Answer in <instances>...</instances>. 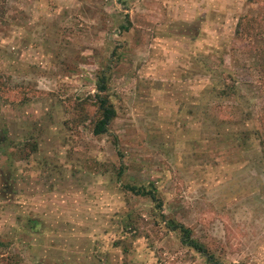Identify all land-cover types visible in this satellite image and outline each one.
<instances>
[{
	"label": "rangeland",
	"instance_id": "374dc122",
	"mask_svg": "<svg viewBox=\"0 0 264 264\" xmlns=\"http://www.w3.org/2000/svg\"><path fill=\"white\" fill-rule=\"evenodd\" d=\"M258 7L6 0L0 264H209L161 212L222 264H264L263 100L234 33ZM101 71L117 111L109 134L68 130L66 99L93 93ZM124 184H153L161 212Z\"/></svg>",
	"mask_w": 264,
	"mask_h": 264
},
{
	"label": "trees",
	"instance_id": "16d2710c",
	"mask_svg": "<svg viewBox=\"0 0 264 264\" xmlns=\"http://www.w3.org/2000/svg\"><path fill=\"white\" fill-rule=\"evenodd\" d=\"M5 1L0 0V16L4 13ZM258 2L259 7L256 14H242L234 28L237 37L246 38L248 41L247 52L254 62L256 70V82L260 95L263 100V111L258 116L259 128L255 130L259 139V147L262 159L264 161V0H250ZM124 29L128 28L129 20L126 19ZM5 83L0 78V88ZM226 92L232 88L227 86ZM226 93L225 91H223ZM229 93V92H228ZM67 118L64 121L65 127L71 131H78L80 125H85L93 136H101L109 134V126L117 115L116 108L109 94V76L106 72L101 71L95 77V91L84 97L67 98L66 99ZM249 132L243 133V139L247 138ZM28 151L26 152V154ZM121 173V169L117 170ZM123 187L136 196H145L155 203L157 210H162V200L157 195L156 187L148 184L143 185L124 184ZM163 218L164 225L169 231H176L180 235V239L185 246H188L203 256L209 264H222L218 261L210 249L197 238L192 235L190 227L171 218Z\"/></svg>",
	"mask_w": 264,
	"mask_h": 264
}]
</instances>
